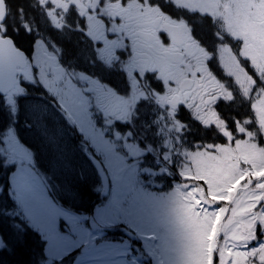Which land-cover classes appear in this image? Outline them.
I'll return each instance as SVG.
<instances>
[{
  "label": "snow or ice",
  "instance_id": "obj_1",
  "mask_svg": "<svg viewBox=\"0 0 264 264\" xmlns=\"http://www.w3.org/2000/svg\"><path fill=\"white\" fill-rule=\"evenodd\" d=\"M121 2L127 4L128 0ZM208 2L189 0L188 7L176 8L172 0H163L165 10L169 6L173 9L169 15L174 20L187 21L191 36L199 46L193 45L178 29L161 31L164 44H171L177 53L171 61L169 75L166 79L157 77L155 72L144 76L136 73V76L140 80L146 78L149 86L161 96L168 92L165 99L171 103L161 110L171 112L175 106V119L185 126L182 134L191 132L194 125L205 134V138L191 141L186 136L181 139L187 148L181 159L193 173L186 177L188 191L196 185L203 188L206 195L210 185L217 190L211 203H206L197 192L188 209L189 250L198 264H204L208 246L213 242L216 244L211 248V264H264V225L246 227L248 217L264 208V125L258 123V117L264 118V25L249 29L242 20L232 19L229 30L224 32L222 14L214 19L212 14L201 10ZM104 3L105 0H99L98 5H89L87 15L76 11L75 4L69 12L74 17L72 26L79 22L80 30L93 42L97 59L102 63L112 60L115 50L118 59L112 62L116 63L122 54L126 59L129 53L131 56V49L118 43L117 37L123 33L124 25L117 29L120 17L105 15ZM93 14L104 21L102 28L89 24ZM68 16L69 13H65V21ZM113 20L116 23H112ZM52 28L62 31L54 25ZM105 28L114 31H105ZM134 30V25L128 29L130 33ZM19 33L18 28L5 25L4 36L13 43ZM39 39L33 43V52L37 51ZM127 43L125 37V45ZM223 44L228 45L227 52H222ZM45 45L38 60L54 57L57 62V54L47 40ZM0 54L11 56L12 53L5 49ZM49 72L58 78L54 67ZM155 82H158L157 87H152ZM222 124L227 125L230 134L221 130ZM237 197L242 199L233 217Z\"/></svg>",
  "mask_w": 264,
  "mask_h": 264
},
{
  "label": "rangeland",
  "instance_id": "obj_2",
  "mask_svg": "<svg viewBox=\"0 0 264 264\" xmlns=\"http://www.w3.org/2000/svg\"><path fill=\"white\" fill-rule=\"evenodd\" d=\"M173 1L183 7H188L189 4V0ZM201 10L212 14L214 19L222 14L224 23L221 27L224 32L229 30L232 19L242 20L249 29L264 25V0H209ZM221 50L227 52L229 47L223 45ZM52 90L56 91L54 88ZM57 98L76 123L88 146L100 156L109 174V188L107 190L98 188L107 196V201L96 208L95 222L104 227L122 223L134 230L143 241V247L154 264H198L195 255L189 250L188 209L192 207L191 201L195 199L197 192L206 203H211L210 200L215 199L217 190L210 185L206 195L199 185L188 191V182L185 185L168 182L167 185L163 180L161 182L156 180V174L172 173L164 168L154 170L144 166L142 158L145 151L130 141L128 136L114 129L107 118L104 121L103 114L101 120H94L91 107L89 111L81 112V105H75L74 108L72 99L61 95ZM96 100L100 105V98ZM8 103L14 106V98L8 97ZM39 104L24 103L27 109L23 110V117L29 119V123L35 126L26 130L25 125L21 124L20 131L36 148L41 149L42 154L46 152L49 170L45 168L44 174L47 181L45 182L38 171L30 165L33 159L25 163L28 160L19 157L20 166L13 175L11 192L17 206L16 214L29 222L47 240V254L52 262L62 259L82 244L93 243L103 235V232L93 231L86 226L88 219L86 214L62 207L48 196V181L51 178L58 186L59 190L56 187L54 190L57 189L60 198L64 196L68 205L81 208L83 203L74 182L80 177L77 171L79 170L82 175L86 163L81 166L77 148L66 139L65 127L57 121L59 116L41 115ZM164 115L166 120L170 118L172 121L167 130L172 132L179 130L176 127L181 124L175 119V114L165 112ZM258 123L264 125V118L258 117ZM109 129L112 130L111 133ZM15 135H17L15 130L9 132L7 144L10 150L16 149L19 152L20 143L15 140ZM186 153L187 149L180 147L175 158L177 169L183 178L193 174L181 159ZM130 157L135 159L131 162L128 160ZM21 161L25 162L21 164ZM86 172L88 173L87 170ZM52 180L50 183L55 186ZM140 183H150L153 186L147 187ZM241 199L242 197H237L235 200L233 217L236 215V209L240 207ZM258 222L264 225V208L248 217L246 227H252ZM215 244L216 242H213L208 246L209 254L204 264H211V248L215 247ZM3 245L0 236V248ZM130 249L126 242L106 241L83 253L76 264H137V262L147 264L139 254L133 253ZM125 255L127 260L131 259L130 262L126 260Z\"/></svg>",
  "mask_w": 264,
  "mask_h": 264
},
{
  "label": "flooded vegetation",
  "instance_id": "obj_3",
  "mask_svg": "<svg viewBox=\"0 0 264 264\" xmlns=\"http://www.w3.org/2000/svg\"><path fill=\"white\" fill-rule=\"evenodd\" d=\"M73 4L76 5V11L87 15L88 6L98 5L99 0H61L59 7L62 8L63 14L59 15L58 21L65 30L53 33L52 39L60 45L63 60L75 65L79 73L87 77L88 80L85 84L87 88L80 90L89 95L103 97V106L108 108L109 111L116 106V111L123 113L124 118L127 103L126 101L117 102L115 99L130 95L133 91V86L140 81L136 73L144 76L145 72H156L163 79L167 78L171 61L175 59L177 53L173 51L171 44H164L160 38V33L161 31H167L169 26L178 25L182 22L174 20L169 15V12L173 10H165L164 7L147 0H144L143 3H140V0H131L127 4H123L121 0H115V2L113 0H105L102 11L105 15L120 17L117 29L122 24L124 25V31L118 35L117 40L120 45L131 49V56L129 53V57L126 59L122 54L118 62L113 63V60L118 59L114 50L112 60H106L102 63L96 57L93 42L80 30L79 22H75V26H72L74 17H71L69 9ZM65 13H69L67 21L64 19ZM112 23H116V21L113 20ZM89 24H94L99 29L103 27L104 21L99 20L93 14ZM131 25L135 26V30L130 33L128 29ZM104 30L114 31L112 28H105ZM185 34L193 45L199 46V43L186 29ZM89 35H92L91 31ZM125 37L128 38L126 45ZM93 38L95 37L93 36ZM15 39L17 43L26 49L29 47L32 37L26 42H23L21 36H16ZM63 68L66 67L63 66ZM31 75L33 76L34 73L32 72ZM56 80L57 78L54 76L51 78L52 82ZM35 83L31 79L23 78L20 90L24 91V95L30 97L51 94L49 89L39 87ZM165 93L169 95L168 92ZM107 98L109 100L106 103ZM163 102V100H160L161 105H163ZM52 104L55 105V102L52 101ZM65 135L67 136L66 139L69 137L73 139L70 130Z\"/></svg>",
  "mask_w": 264,
  "mask_h": 264
},
{
  "label": "trees",
  "instance_id": "obj_4",
  "mask_svg": "<svg viewBox=\"0 0 264 264\" xmlns=\"http://www.w3.org/2000/svg\"><path fill=\"white\" fill-rule=\"evenodd\" d=\"M7 1L10 10L8 22L19 24L20 21L24 22L25 19H28L27 17L30 18L34 13L30 0ZM19 29L23 42L29 41L30 35L25 33L24 29L20 27ZM11 118L9 107L0 95V187H3L4 183L8 184L16 165L15 161L9 159L4 141V133L10 126ZM223 125L226 124L220 126L222 131ZM192 128L188 135L193 137L203 135L195 125ZM74 187L78 191L87 212H92L95 206L102 202V198L91 190L88 180L76 179ZM15 208L17 206L9 192L4 191L0 195V236L4 243L3 247L0 248V264H48L46 241L37 230L16 214ZM105 239H123V237L109 234L105 236ZM81 252L82 249L75 250L63 259L56 260L51 264H74Z\"/></svg>",
  "mask_w": 264,
  "mask_h": 264
},
{
  "label": "water",
  "instance_id": "obj_5",
  "mask_svg": "<svg viewBox=\"0 0 264 264\" xmlns=\"http://www.w3.org/2000/svg\"><path fill=\"white\" fill-rule=\"evenodd\" d=\"M7 16L5 0H0V23L4 22ZM11 51V56L0 54V94L6 95L17 82V75L20 73L19 67L25 66L26 55L15 44L7 38L0 37V51ZM99 172L103 174L105 186H107V176L101 165L97 163ZM97 227V226H96Z\"/></svg>",
  "mask_w": 264,
  "mask_h": 264
}]
</instances>
